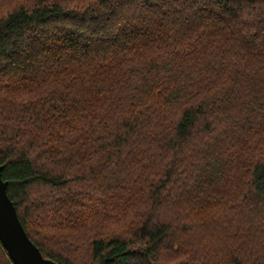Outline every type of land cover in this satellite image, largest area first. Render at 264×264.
<instances>
[{
    "label": "trees",
    "instance_id": "16d2710c",
    "mask_svg": "<svg viewBox=\"0 0 264 264\" xmlns=\"http://www.w3.org/2000/svg\"><path fill=\"white\" fill-rule=\"evenodd\" d=\"M0 166L56 264H264V0H0Z\"/></svg>",
    "mask_w": 264,
    "mask_h": 264
},
{
    "label": "water",
    "instance_id": "95a60500",
    "mask_svg": "<svg viewBox=\"0 0 264 264\" xmlns=\"http://www.w3.org/2000/svg\"><path fill=\"white\" fill-rule=\"evenodd\" d=\"M0 166V243L13 264H56L43 258L27 237L12 201L7 196V182L1 178Z\"/></svg>",
    "mask_w": 264,
    "mask_h": 264
}]
</instances>
